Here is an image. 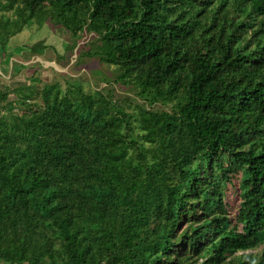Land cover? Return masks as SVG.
Listing matches in <instances>:
<instances>
[{"label":"trees","instance_id":"obj_1","mask_svg":"<svg viewBox=\"0 0 264 264\" xmlns=\"http://www.w3.org/2000/svg\"><path fill=\"white\" fill-rule=\"evenodd\" d=\"M46 24L143 101L0 86V263L264 264V0H0V58Z\"/></svg>","mask_w":264,"mask_h":264},{"label":"rangeland","instance_id":"obj_2","mask_svg":"<svg viewBox=\"0 0 264 264\" xmlns=\"http://www.w3.org/2000/svg\"><path fill=\"white\" fill-rule=\"evenodd\" d=\"M92 35H85L76 49L68 48L74 42L73 37L62 27H53L46 24L43 27L37 25L28 27L21 33L10 38L7 45V52L0 58V86L14 89L22 85L37 84L42 87L45 84L59 82L65 88L70 81L82 83L88 92L104 88H112L118 100L128 105L141 100L135 93L127 90L120 84L114 83L117 69L108 66L97 59L80 58L81 48L91 39ZM39 41L45 43L48 49L43 55L32 56L30 45ZM15 65V69H13ZM127 102L125 103L124 100ZM17 94L11 93L9 101L14 102ZM40 99L30 102L32 107H36ZM131 104L129 107L131 108ZM159 107V105L157 106ZM21 107L16 104L15 110L21 111ZM262 247L239 254H258ZM6 264V263H0Z\"/></svg>","mask_w":264,"mask_h":264}]
</instances>
